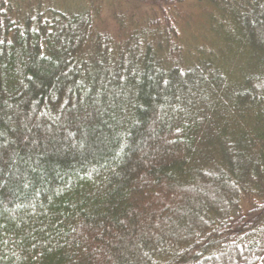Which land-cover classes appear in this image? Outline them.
I'll return each instance as SVG.
<instances>
[{"label":"trees","instance_id":"obj_1","mask_svg":"<svg viewBox=\"0 0 264 264\" xmlns=\"http://www.w3.org/2000/svg\"><path fill=\"white\" fill-rule=\"evenodd\" d=\"M57 1L0 0V264H264V0Z\"/></svg>","mask_w":264,"mask_h":264},{"label":"rangeland","instance_id":"obj_2","mask_svg":"<svg viewBox=\"0 0 264 264\" xmlns=\"http://www.w3.org/2000/svg\"><path fill=\"white\" fill-rule=\"evenodd\" d=\"M74 3H72V4H69V1L68 0H65L64 1V3L63 2H61V1H57V6H59V7H61V8H63V9H65V11H68L69 12V10H70V8H69V6L70 5H73ZM71 11V10H70Z\"/></svg>","mask_w":264,"mask_h":264}]
</instances>
